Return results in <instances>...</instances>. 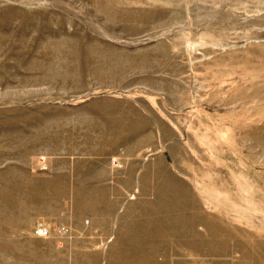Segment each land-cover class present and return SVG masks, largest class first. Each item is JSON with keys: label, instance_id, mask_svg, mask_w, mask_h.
Segmentation results:
<instances>
[{"label": "rangeland", "instance_id": "1", "mask_svg": "<svg viewBox=\"0 0 264 264\" xmlns=\"http://www.w3.org/2000/svg\"><path fill=\"white\" fill-rule=\"evenodd\" d=\"M0 264H264V0H0Z\"/></svg>", "mask_w": 264, "mask_h": 264}, {"label": "built area", "instance_id": "2", "mask_svg": "<svg viewBox=\"0 0 264 264\" xmlns=\"http://www.w3.org/2000/svg\"><path fill=\"white\" fill-rule=\"evenodd\" d=\"M39 232H40V234L46 235V234H48V228L42 226L41 228H39Z\"/></svg>", "mask_w": 264, "mask_h": 264}]
</instances>
